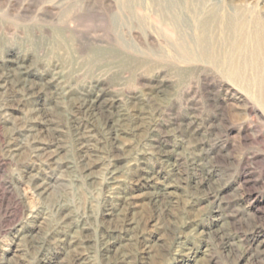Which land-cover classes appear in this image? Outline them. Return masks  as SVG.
Wrapping results in <instances>:
<instances>
[{
	"label": "rangeland",
	"instance_id": "374dc122",
	"mask_svg": "<svg viewBox=\"0 0 264 264\" xmlns=\"http://www.w3.org/2000/svg\"><path fill=\"white\" fill-rule=\"evenodd\" d=\"M121 1L0 0V66L17 57L49 83L34 99L14 88L13 108L0 96V261L19 259L29 229L45 237L38 264H264V0H190L181 29L143 9L134 50L116 43ZM99 94L119 115L114 140L70 110ZM38 107L60 141L54 168L6 151L26 120L51 139ZM74 117L88 135L86 172Z\"/></svg>",
	"mask_w": 264,
	"mask_h": 264
},
{
	"label": "bare ground",
	"instance_id": "6f19581e",
	"mask_svg": "<svg viewBox=\"0 0 264 264\" xmlns=\"http://www.w3.org/2000/svg\"><path fill=\"white\" fill-rule=\"evenodd\" d=\"M103 1L106 2L107 0H103ZM189 1L190 0H123V1H121L117 5L116 12L111 17L117 45L119 46V48H122L123 50H134V45L132 44L131 38L134 40L137 39L139 41V35H138L137 28L133 24L134 14L141 13V11L143 9L146 10L149 15L157 14V13H155V9H152L153 6H156L157 9L159 10V12H161V14L163 15V17L161 19V23L166 28L171 27V24L168 23V20H169L173 24L177 25L179 27V29H181V26H183L184 22H185V20L182 18V14H181L183 8H187V10L189 12H193L196 9V7L193 3L192 4L194 6L193 5L190 6V3L187 5V7L185 6V4ZM82 5H83V7L87 6L88 2L83 1ZM66 9H68V8H66ZM77 15L79 18L78 13L75 14V16H77ZM207 22L208 21H206L205 23H207ZM45 32H47V31H45ZM126 32L129 33V38H127ZM130 36H131V38H130ZM205 39L206 38H204V40ZM8 62H12V66H10L11 64L9 66H6L5 68L0 66V68L2 67L1 68L2 72H0V96L6 98L4 100L5 102L2 103V107L13 108L16 104H18L20 102V99H16L15 96L13 95V93H14L13 89L14 88H15V91L21 93L22 96L24 95L27 98L34 99V97L37 96V94H39V92H40L39 90L44 89V87H47V85L49 84L48 82L37 83V81L35 79H33L34 75H32L28 65L25 64L22 61V59H19L17 57L9 58ZM115 109H116V106L114 105L113 100L110 98L106 99L104 97H101L100 94L92 96V97H87V98H84L82 100L79 98L73 99V101L71 102V106H70V110L74 114H76V113L84 114L85 116H90L95 121H98V125L102 128V130L106 133L107 138H109L110 140L115 139L116 131H117V129H116L117 127L115 128V121L117 120L119 115ZM35 110H36V113L39 114L38 118H40V116H41V118L43 119L44 125L47 126L51 139L50 140L39 139L38 135H34L32 133V131L34 130L32 121L26 120V121H23L24 123H23L22 127L19 126L20 128H17L15 134H11L8 137L7 141H8V144H10V145L7 146L8 149L6 148V151L8 153L10 152V154L12 153L14 156H19L17 158V161H19V160L21 161L23 159V157L29 156L30 154H32L31 155L32 158L39 157L42 160H44L46 162V164L47 163L49 165L55 164V166H53V167L51 166L52 168L57 167L58 164H60V161L58 160V158L56 156L58 154L57 153L58 149L61 148L60 147L61 145L59 144L60 141L57 138V136H55L53 134V131H51L50 122H53V120L50 118V116L45 111V109L38 107ZM116 115H118V116L116 117ZM41 118H40V120H41ZM67 119H69V118H67ZM116 124H117V122H116ZM71 126H72V129L70 130V136H71L70 138L72 139L75 146L76 145L79 146L78 147L79 151H77V155H78L77 162L79 163L81 171L86 172L87 170H89L91 168V162H90L91 160L88 162V160H89L88 156H89V151H90L89 143H88V135H85V133L83 131H81V124L79 121V117H77V118L74 117V119H72ZM26 130H27V132H26ZM28 132H31V133H28ZM37 138L39 139L41 144L34 148V150H35L34 152L32 151V153H30L29 145L31 143H34L35 141L38 142ZM48 143H50V144L54 143L52 146L53 149H48V147L45 146ZM110 144H112V146L110 147L111 150L112 149L114 150V148H115L114 142H111ZM116 148H117V146H116ZM198 163L193 162L190 164V167L193 170H196ZM66 167H67V164H66ZM205 181L209 182L208 180H205V177H200V180H198V184L200 183V184L205 185ZM37 189H38L39 193L47 196L49 194L50 190L52 189V185L49 181H44L42 184H39L37 186ZM63 191L64 190L57 193V196H54V199L52 200V202H53L52 207L54 206L55 210L59 209V207L61 205L60 200H61V195H63ZM213 192H214V189H213ZM55 210H54V212H55ZM56 212H57V210H56ZM79 219H80V217H79ZM29 232H30V230L28 229L26 234L23 233V236L21 237L22 242H21V244L18 243L19 248H17L16 250L20 252L19 259L17 261H11V260L7 259L8 257L7 258L2 257L3 259L0 261L1 264H31L32 261H34V260H37L36 261L37 264H38V262H40V263L45 262L44 261L45 259L42 258V256L46 255V250L44 248V245H45L44 244V241H45L44 238L45 237L42 238V237H40L41 235H39V234L35 235V234L29 233ZM214 238L217 241V243L219 241L220 242L224 241L223 235H221L219 233H216V235H214ZM102 244H104V243H102ZM29 256H32V258H30ZM75 257H76V255H75Z\"/></svg>",
	"mask_w": 264,
	"mask_h": 264
}]
</instances>
